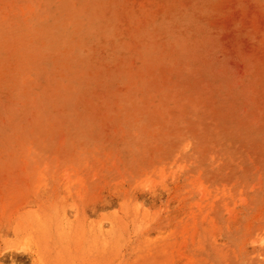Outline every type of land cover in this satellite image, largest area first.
<instances>
[{
    "label": "rangeland",
    "instance_id": "rangeland-1",
    "mask_svg": "<svg viewBox=\"0 0 264 264\" xmlns=\"http://www.w3.org/2000/svg\"><path fill=\"white\" fill-rule=\"evenodd\" d=\"M0 264H264V0H0Z\"/></svg>",
    "mask_w": 264,
    "mask_h": 264
}]
</instances>
